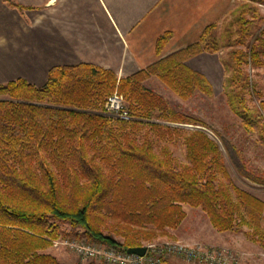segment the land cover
<instances>
[{"label": "trees", "instance_id": "1", "mask_svg": "<svg viewBox=\"0 0 264 264\" xmlns=\"http://www.w3.org/2000/svg\"><path fill=\"white\" fill-rule=\"evenodd\" d=\"M257 3L264 1L243 0L232 12L237 37L228 97L247 130L263 131V93L247 70L264 67V15ZM217 26L126 77L81 63L52 68L40 87L21 78L0 85V264H65L44 251L69 234L123 250L141 246L178 227L184 205L201 208L218 231L247 228L264 246V201L233 184L208 133L176 126L205 122L146 85L154 76L181 98L198 91L211 96L206 76L187 62L217 50L211 34ZM169 39V33L158 38V53ZM116 88L130 118L104 111ZM246 96H256L259 108L248 107ZM182 146L185 160L175 155ZM253 174L264 181V174Z\"/></svg>", "mask_w": 264, "mask_h": 264}, {"label": "crops", "instance_id": "2", "mask_svg": "<svg viewBox=\"0 0 264 264\" xmlns=\"http://www.w3.org/2000/svg\"><path fill=\"white\" fill-rule=\"evenodd\" d=\"M14 1L22 8L0 0V85L21 78L40 87L52 68L81 63L129 76L198 40L235 0ZM165 33L170 39L158 53ZM187 63L204 73L218 69L204 53ZM154 81L163 86L154 76L146 82Z\"/></svg>", "mask_w": 264, "mask_h": 264}, {"label": "rangeland", "instance_id": "3", "mask_svg": "<svg viewBox=\"0 0 264 264\" xmlns=\"http://www.w3.org/2000/svg\"><path fill=\"white\" fill-rule=\"evenodd\" d=\"M242 1L243 0H235L231 15L228 14L224 17L222 21L217 24L218 26L216 29L211 31V34L214 36V46L217 47V50L204 52V54H209L214 57V59L216 58L218 65L216 72H214L213 69L211 70L210 66L205 70L208 75L201 72L206 76L213 87L214 92L211 96H207L198 91L192 97L186 99L181 98L165 86L157 77L156 78L163 86L156 83V81L151 84L150 82H146V85L165 97L177 111L205 122L206 126L195 124H176V126L188 129L199 128L208 133L211 138L219 143L225 166L233 184L264 201V181H256L254 179L256 177H254L253 174H264V130L262 131L260 127L247 130L243 124L242 118L232 111L228 97V92L231 91L228 81L232 73V52L236 48L237 37V28L233 21L234 15L232 16V12ZM257 6L261 14L264 15V3H257ZM200 58L204 57L199 56V58L195 60L197 62L201 61ZM227 62L230 65L225 66ZM247 70L250 78H252L257 85L258 90L263 93L264 98V67L258 69L247 67ZM116 90L118 89L116 88L114 91ZM246 98L248 107L253 108V110L259 108L260 100L256 96H246ZM125 103L128 107L126 100ZM260 114L263 116L261 122V124H263L264 110L260 111ZM175 155L180 160H185L183 146L182 150L175 149ZM183 208L186 216L178 227L169 229L168 234L165 236L142 242L141 246L146 247L149 243L178 241L186 246L216 248L226 251L228 256L232 257L234 261H232L231 264H264V246L247 236V228L244 227L241 231H218L213 227L209 218L201 208L189 205H184ZM261 227V229L264 230V215L261 220ZM61 229L66 233L73 232L72 227L68 223H61ZM66 240L97 242L85 236L78 237L74 234H69L59 236V238L52 240V245L46 248L44 252L55 256L60 262L65 264H104L103 261L96 262L93 261L94 259H81L76 252L64 242ZM109 247L123 250L115 246ZM163 264L197 263L187 261L183 257L181 259L178 256H172L167 257Z\"/></svg>", "mask_w": 264, "mask_h": 264}, {"label": "built area", "instance_id": "4", "mask_svg": "<svg viewBox=\"0 0 264 264\" xmlns=\"http://www.w3.org/2000/svg\"><path fill=\"white\" fill-rule=\"evenodd\" d=\"M106 113L120 118H130L129 109L124 96L118 91L110 94L105 102ZM81 259L104 264H163L167 257L178 256L197 264H231L232 257L226 251L216 248H201L186 246L182 242L168 241L164 243H149L144 255L118 250L101 243L83 240L82 242L64 241ZM234 262V261H233Z\"/></svg>", "mask_w": 264, "mask_h": 264}, {"label": "water", "instance_id": "5", "mask_svg": "<svg viewBox=\"0 0 264 264\" xmlns=\"http://www.w3.org/2000/svg\"><path fill=\"white\" fill-rule=\"evenodd\" d=\"M129 253H135L140 256L144 255L146 248L144 246L130 247L127 249Z\"/></svg>", "mask_w": 264, "mask_h": 264}]
</instances>
